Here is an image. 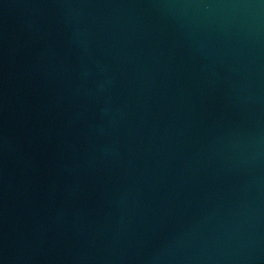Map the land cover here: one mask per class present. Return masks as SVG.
<instances>
[{"label":"water","instance_id":"1","mask_svg":"<svg viewBox=\"0 0 264 264\" xmlns=\"http://www.w3.org/2000/svg\"><path fill=\"white\" fill-rule=\"evenodd\" d=\"M0 264H264V0H0Z\"/></svg>","mask_w":264,"mask_h":264}]
</instances>
